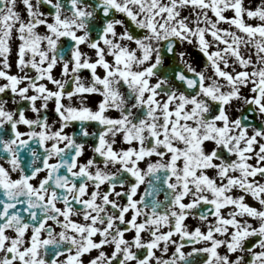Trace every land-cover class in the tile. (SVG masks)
Returning <instances> with one entry per match:
<instances>
[{
	"label": "snow or ice",
	"instance_id": "1",
	"mask_svg": "<svg viewBox=\"0 0 264 264\" xmlns=\"http://www.w3.org/2000/svg\"><path fill=\"white\" fill-rule=\"evenodd\" d=\"M0 264H264V0H0Z\"/></svg>",
	"mask_w": 264,
	"mask_h": 264
},
{
	"label": "flooded vegetation",
	"instance_id": "2",
	"mask_svg": "<svg viewBox=\"0 0 264 264\" xmlns=\"http://www.w3.org/2000/svg\"><path fill=\"white\" fill-rule=\"evenodd\" d=\"M190 51H192L193 52V56H194V58H195V61H196V64H197V66H199L202 62L197 58V53L194 51V50H191L190 49ZM12 60L14 61L15 60V51H13V53H12ZM14 69L15 68H13V71H14ZM50 87H51V85H50ZM99 98L98 97H90V101L94 104L97 100H98ZM50 107H51V105H50ZM143 187L144 186H142L141 187V191L143 190ZM160 199H163V192H161L160 193V197H159ZM190 225H195L196 223H197V221H195V220H193V219H191V218H189V220L187 221ZM190 250V248H185V251H189ZM95 253H93V255H94ZM89 257L86 255L85 257H84V259H85V261H87V259H88Z\"/></svg>",
	"mask_w": 264,
	"mask_h": 264
},
{
	"label": "bare ground",
	"instance_id": "3",
	"mask_svg": "<svg viewBox=\"0 0 264 264\" xmlns=\"http://www.w3.org/2000/svg\"><path fill=\"white\" fill-rule=\"evenodd\" d=\"M248 199H249V202H250V203H255L254 201L251 200V198H248Z\"/></svg>",
	"mask_w": 264,
	"mask_h": 264
},
{
	"label": "rangeland",
	"instance_id": "4",
	"mask_svg": "<svg viewBox=\"0 0 264 264\" xmlns=\"http://www.w3.org/2000/svg\"><path fill=\"white\" fill-rule=\"evenodd\" d=\"M14 71H15V69H14Z\"/></svg>",
	"mask_w": 264,
	"mask_h": 264
}]
</instances>
